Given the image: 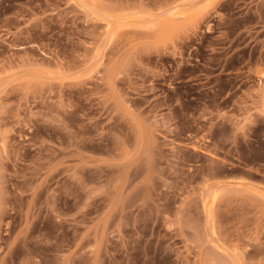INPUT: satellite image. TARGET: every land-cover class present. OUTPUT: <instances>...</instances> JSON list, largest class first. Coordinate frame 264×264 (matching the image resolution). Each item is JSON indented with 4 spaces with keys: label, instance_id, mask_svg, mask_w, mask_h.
<instances>
[{
    "label": "rangeland",
    "instance_id": "rangeland-1",
    "mask_svg": "<svg viewBox=\"0 0 264 264\" xmlns=\"http://www.w3.org/2000/svg\"><path fill=\"white\" fill-rule=\"evenodd\" d=\"M0 264H264V0H0Z\"/></svg>",
    "mask_w": 264,
    "mask_h": 264
}]
</instances>
